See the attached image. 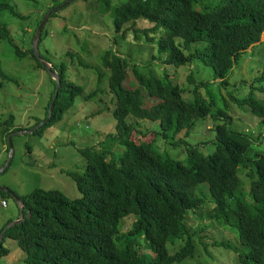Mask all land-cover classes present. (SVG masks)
<instances>
[{
	"label": "trees",
	"instance_id": "trees-1",
	"mask_svg": "<svg viewBox=\"0 0 264 264\" xmlns=\"http://www.w3.org/2000/svg\"><path fill=\"white\" fill-rule=\"evenodd\" d=\"M97 1L102 11L114 13L116 40L125 38L129 31L125 25L130 22L151 24L152 27L135 31L143 32L147 42L155 41L150 32H161L155 42L161 52L168 54L165 62L174 67L202 62L212 70L214 81H219L217 90L230 85L235 65L249 49L264 46V0H125L118 6L111 0ZM69 2L65 0L50 8L54 10L51 16ZM57 6L60 7L56 9ZM4 11L25 18L10 4L0 2V13ZM0 38L13 47L18 58L27 56L13 45L6 25H0ZM42 39L43 31L39 47ZM67 55L74 57L70 52ZM28 58L37 63L38 69H45L33 48ZM41 58L59 74L61 87L51 118L35 134L61 122L75 98L84 92L69 81L66 62L56 66L42 54ZM100 65L109 73L108 91L114 94L112 115L116 127L115 133L92 147L98 151L83 152V171L71 174L80 197L72 199L61 191L45 189H35L25 196L14 194L23 204L24 219L8 229L4 226L3 241H15L27 264H183L197 257L196 242L211 259L213 253L227 259L234 247L230 241L208 237L207 228L200 234L191 231L190 215L206 204L195 194V188L207 184L212 204L209 216L214 226L228 229L247 248L236 252L233 262L264 264V157L249 159V134L229 128L232 118L227 115L214 127V150L210 155H200L197 148H190L186 164L167 161L150 142L154 137L148 141L135 138V126L129 119L160 122L164 137L171 132L189 134L198 120L209 115L214 100L205 102L196 97L197 101L188 102L180 86L153 77L145 79L135 67L139 88L126 87L131 65L113 49L104 52ZM102 77L99 73L98 80ZM0 78L11 81L1 63ZM52 82L54 89L44 120L56 93L57 84ZM145 94L158 102L148 107ZM237 94L230 92L228 101L246 107L264 126V99L259 98L260 94L264 96V68L245 97ZM44 120L37 119L34 125L23 128L16 127L9 115L0 122L4 142L8 145L10 134L30 130ZM108 143L120 145L124 150L120 157L102 149ZM241 167L245 170L241 173L244 181L239 176ZM245 184L249 185L247 194L239 195ZM0 193L11 195L9 191ZM131 214L138 215L137 220L131 230L124 232L122 222ZM3 241L0 257L11 251L3 247Z\"/></svg>",
	"mask_w": 264,
	"mask_h": 264
},
{
	"label": "rangeland",
	"instance_id": "rangeland-1",
	"mask_svg": "<svg viewBox=\"0 0 264 264\" xmlns=\"http://www.w3.org/2000/svg\"><path fill=\"white\" fill-rule=\"evenodd\" d=\"M63 1L65 0H0L13 6L20 17H25L19 19L4 11L0 13V25L9 28L13 45L27 53L25 58H18L13 47L0 38V63L5 74L11 78V81L0 78V122L12 115L16 127L26 128L34 125L37 119H45L54 83L49 72L38 69L37 63L28 56L29 50L33 48L35 28L47 16L50 8ZM111 1L114 6H118L125 0ZM205 1L212 3L217 0ZM48 19L39 51L56 66L66 62L69 81L81 86L84 92L75 98L74 105L66 111L58 124L40 134L30 133L33 128L12 134V157L9 167L0 175V191L11 192V195L0 193V234L4 226L19 216L14 194L25 196L35 189H45L61 191L72 199L80 197L71 174L80 173L85 168L83 152L98 151L92 150V147L103 142L108 134L115 133L116 120L112 115L115 108L114 94L108 91L109 73L100 67L102 56L109 49L116 51L131 65L127 70L126 87L139 88L135 67L145 79L153 77L157 81L180 86L184 90L183 97L188 102L197 101L196 97L205 102L214 100L211 102L209 115L198 120L189 134L185 131L180 134L171 132L164 137L160 122L134 117L129 119L135 126V138L148 141L154 137L150 142L167 161L186 164L190 148H197L200 155H210L214 150V127L221 124L227 115L232 118L229 128L248 133L251 137L249 159L264 157V126L260 124V118L249 114L246 107L237 103L233 105L228 101L230 92L237 94L238 90L239 98L248 94L254 79L264 68V46L249 49L235 65L229 78L230 85L217 90L219 81H214L212 70L202 62L196 61L193 65L181 67L165 62L168 54L161 52L155 42L161 32H150L149 35L155 41L147 42L143 32L135 31V28L140 31L152 27L151 24L134 25V21L130 22L125 25L126 28L129 27L125 38L116 40L114 13L102 11L97 0H70ZM261 40L264 41V32ZM67 52L74 54V57L68 56ZM99 73L103 76L101 80H98ZM145 95V104L148 107L158 102ZM259 98L264 99V96L260 94ZM103 148L116 157H120L124 151L118 143L104 144ZM7 149L8 145L4 142L0 128V165H5L9 158ZM244 171L241 167L239 176L242 181L244 179L241 173ZM248 190L249 185L245 184L238 194H247ZM195 194L205 200L206 204L195 215H190L191 231L200 234L203 228H207L208 237H213L216 241H230L234 247L227 254L228 260L215 253L211 259L196 242L197 257L183 264H235L233 256L236 252L247 248L239 244L228 229L214 226L209 216L212 204L207 184L196 187ZM2 201H6V205ZM137 217L138 215L131 214L123 220L124 232L132 229ZM141 242L144 243V240ZM3 247L11 251L0 257V264H27L24 261V252L17 247L15 241L5 238Z\"/></svg>",
	"mask_w": 264,
	"mask_h": 264
},
{
	"label": "water",
	"instance_id": "water-1",
	"mask_svg": "<svg viewBox=\"0 0 264 264\" xmlns=\"http://www.w3.org/2000/svg\"><path fill=\"white\" fill-rule=\"evenodd\" d=\"M52 13L53 12H50V14H47V16L42 20L41 24L38 26L36 34H35V36L33 38V50H34V54H35L36 58L41 62L42 66L49 72L52 80H54L56 82L57 88H56V93L54 95L53 101H52V103L50 105V108H49L48 118L46 120L42 121L36 127H34L33 130L30 131V133H33L34 131L38 130L40 127L44 126L47 123V121H49V119L51 118L52 113H53V108H54V104H55V101H56L58 93H59V89L61 87V81H60L59 74L56 71H53L52 65L50 63L46 62L45 60H43L41 58V54H40V51H39V41H40V38H41V33L43 31V27L46 24L49 16ZM17 133H23V131H19ZM11 137H12V134H10L8 136V140H7L8 148H9V158H8L7 162L5 163V165L0 168V175L2 173H4L5 170L9 167V163H10V160H11V157H12ZM5 191H8V190H5ZM14 200L16 201V203L18 205V208H19V216L16 218V220L10 222L6 226V229L10 228L11 226H13V225H15L17 223H20L24 219L23 204H22L21 200H19L15 196H14ZM26 214H27L26 216H29L30 215V211H27ZM5 230L0 234V249H1V246H2V241H3V238H4Z\"/></svg>",
	"mask_w": 264,
	"mask_h": 264
},
{
	"label": "built area",
	"instance_id": "built-area-1",
	"mask_svg": "<svg viewBox=\"0 0 264 264\" xmlns=\"http://www.w3.org/2000/svg\"><path fill=\"white\" fill-rule=\"evenodd\" d=\"M2 204H3V205H6V201H2Z\"/></svg>",
	"mask_w": 264,
	"mask_h": 264
}]
</instances>
